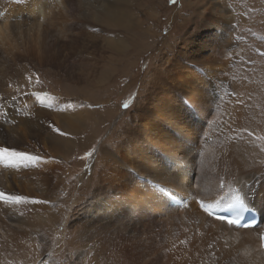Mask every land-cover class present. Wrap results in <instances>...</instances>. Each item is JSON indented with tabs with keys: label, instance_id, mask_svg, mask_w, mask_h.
Returning <instances> with one entry per match:
<instances>
[{
	"label": "rangeland",
	"instance_id": "374dc122",
	"mask_svg": "<svg viewBox=\"0 0 264 264\" xmlns=\"http://www.w3.org/2000/svg\"><path fill=\"white\" fill-rule=\"evenodd\" d=\"M14 1L18 2V0ZM79 1L62 0L61 4H56L55 0L53 5L48 0H44V4H47L46 18L40 16L39 19L38 16L33 15L36 19L27 21L29 23H26V26H20L24 20H16L17 15H14L11 21L15 23L14 27L8 29L9 35L4 38L0 35V147H8L42 158L35 164L14 166L17 181L11 175L13 172L10 173L12 170H8L11 167L3 169L9 172L2 173L9 174L4 178L2 188L13 196L16 194L36 196L37 201L41 196L46 198V201L42 199L46 203H41L45 207L36 208L33 212V222L36 228L50 232L45 238L48 244L43 245L41 251L48 255L52 263L54 256L63 250L62 264H65L67 251L74 252L75 248L67 243L69 246L64 250L65 244L62 241L64 236L60 234L61 228L57 227L60 219H56V216L62 217L68 214L70 227H78L77 219L74 218L77 215L76 208L95 200L98 194L94 190V183L103 176V173L101 175L99 172H104V176L109 178L112 172L108 170L114 167L110 157L105 154L104 157L103 154L101 156L99 149L102 147L103 150L110 152L118 147L117 150L122 154L125 148L131 149L134 145L143 147L141 139L135 140L127 132L130 130L126 128L127 123H135L130 128L149 126L152 117L148 108L156 112L160 108L158 104H164L166 100L171 104L170 108L173 111V88L176 85L178 91H181L180 88L186 89L185 85L180 87V80L185 79L188 85L193 80L192 76L200 79L204 77L209 83L213 73L219 72L215 67L220 65V60L230 59L232 62L230 76L220 77L219 82L223 90L214 88V91L217 92L218 97L224 94L222 103L228 99L232 100L234 96L233 100L239 98L245 102L247 114L243 121L247 123L246 127L252 128L254 124L264 123V55H260L257 51L261 49L260 51L264 52V0H196V2L176 0L175 4L170 3L169 0H122L123 7L128 11V18L121 25L112 26L96 22L92 13L100 6L112 4L113 0H83L82 5ZM105 1L108 3L106 4ZM112 5L115 7V4ZM57 12L60 13L54 14ZM16 23L19 26H16ZM229 41L232 46L226 49L223 43ZM30 42H34L35 45ZM110 43L113 45L112 48L109 46ZM148 45L151 47L149 48ZM117 46L119 52L116 51ZM222 50H226V56H222L220 53ZM147 53L150 55L144 58L143 55ZM210 64L214 67L212 68ZM194 85L196 83L191 86ZM200 85L204 93L207 90V83ZM82 87L85 89L82 90ZM125 102L129 104L127 109L123 107ZM219 105L221 114L224 109L221 103ZM183 110L184 113H189L187 109ZM164 111L165 108L162 112ZM54 113H56L55 118L63 119L60 120L62 123L80 121L78 129L72 130L73 132L61 130L56 125ZM77 113L79 115H76ZM219 113L218 109L214 111L212 109L207 116L202 114L203 123H207V126L208 123H213L217 116L214 114ZM79 116L82 119L79 118L78 121L76 117ZM165 119L166 132L175 134V129L168 123L169 121L174 123V120ZM91 123H98L99 132L95 131V128L92 131L88 127ZM205 124L201 129L206 128ZM54 129H58L59 132ZM215 130L216 128H213L211 133L216 132ZM6 131L11 134L7 139L4 137ZM127 134L130 137L124 142L125 148L115 144ZM210 135L206 138L209 142L213 141V135ZM11 140L17 145L13 146ZM221 141L222 138L215 143ZM148 142L146 143L149 145ZM112 147L113 150L110 149ZM88 153L91 155H87ZM151 154L154 153L149 149L148 155ZM107 164L111 167L107 168ZM202 169L203 174L209 176L204 165ZM29 172L37 174L30 176ZM107 173H109L108 177ZM38 175L44 177V180L47 176V187L38 183ZM26 177L32 178L30 185L23 183L24 181L27 183ZM258 212L261 215V211ZM88 244L87 246L92 245L90 242ZM34 248L32 241L25 242L15 254L16 263L31 264L39 254ZM96 250L94 255L89 254L86 261L79 264L120 262L114 254H108L102 248ZM207 262L214 264L210 259Z\"/></svg>",
	"mask_w": 264,
	"mask_h": 264
},
{
	"label": "bare ground",
	"instance_id": "6f19581e",
	"mask_svg": "<svg viewBox=\"0 0 264 264\" xmlns=\"http://www.w3.org/2000/svg\"><path fill=\"white\" fill-rule=\"evenodd\" d=\"M48 1L50 4H53L55 0ZM80 1L81 5L84 4L83 0ZM61 3L62 0H56V4ZM88 3L85 4L88 5ZM91 3L93 4V2ZM102 3L101 5L104 4ZM112 4H115V7ZM112 4L109 3L106 6H100L99 9L96 8L95 12L92 13L93 19L96 18V22L106 26L121 25L124 23L128 18V11L123 7L124 3L122 0H113ZM138 4L140 5V3ZM46 5L44 4V0H18V2H13V0H0V12H5L4 16L0 17V35L3 38L9 35L7 31H10L8 30L10 27H14L15 22L11 21L14 15H20V20H24L20 26L29 23L27 22L29 20L36 19L37 16L39 19H41L40 16L43 19L46 18ZM70 9L72 8L70 7ZM227 17L229 18V16ZM17 24L16 26H19ZM53 41L55 40L53 39ZM143 41L145 42V40ZM33 43L30 42L34 46L35 43ZM43 45H46V43ZM111 45L110 43L109 46L111 47ZM119 45L121 44L119 43ZM223 45L227 49V47L232 46V43L230 41L224 42ZM148 47L150 48L151 46L148 45ZM236 48L239 49V47ZM155 49L156 47H154ZM118 50H120L119 47L116 51ZM225 51L222 50L220 52L222 56H226ZM239 52L236 53L240 54ZM148 55L150 53L143 55V57L145 58ZM239 59L242 60L241 58ZM235 61L238 62L237 60ZM231 65L232 62L230 59H226L225 61L220 60V65L215 67V70L219 72L213 73V76L211 74L212 77H210L211 80L209 83L206 82L207 79L204 77L200 79L199 77L192 76L193 80L188 85H186L185 79L180 80V87L185 85L186 89L182 90L180 88L181 91H178L176 85L173 88V111L170 108L171 104L167 100L164 104H158L160 108H157L158 111L156 112L148 105L151 108H148V112L152 117V123L149 126L141 125L139 128H130L135 123H127L126 128L130 129H126L127 132L135 140L141 139L143 141V147L134 145L131 149L125 148L126 145H124V142L130 137L127 134L122 140L115 142V144H120L121 147L125 148L124 153L120 154L119 150H117L118 147L115 151L109 150L110 152H107L106 149L103 150L102 147L99 149L101 156L103 154L104 157L105 154L110 157L111 164H114V167L109 166L112 168V171L107 169L108 172H112V174L110 173L111 177L106 178L104 172H99L101 175L103 173L104 177H100L97 183H94V190L98 196L95 200H91L90 202L88 200V203L86 202L87 205L83 203L82 206L79 205V208H76L75 213L77 215L74 218L77 219V228L70 227L71 222L68 220V214L62 217L56 216V219H60L57 227L61 228L60 234L64 236L62 238L65 244L64 250L69 246L67 243L75 248L74 252H71L72 250L67 251L65 264L85 262L88 255H94L97 252L96 249L99 248H102L108 254H114L115 258L120 261V264H207L209 263L207 262L208 259L214 262V264H264V251L260 246V235L264 234V123L254 124L252 128L246 127L247 123L243 121L247 114L245 102L239 98L233 100L235 98L234 96L232 100L226 97L228 100L222 103L224 94L218 97L217 92L214 91V88L220 91L223 90L219 78L229 75ZM210 66L212 68L214 67L211 64ZM219 67L222 69L217 70L216 68ZM220 72L222 73L219 76ZM245 80L247 81V79ZM194 83L196 85L191 86ZM200 83L204 85L207 83V90L204 93H202ZM161 84L163 83L161 82ZM197 84L200 86L198 87ZM83 89L85 88L82 87ZM220 103L224 109L221 114L219 113V109L221 108ZM164 108L166 111L162 112ZM183 109H187L189 113H184ZM212 109L213 111L214 109H218L219 114H214L217 115L216 119L213 123H208L207 126V123H203L202 114L207 116ZM56 113H54V119H56V125L61 130L66 129L73 132L72 130L79 126V118L81 116L76 117V120L79 121L77 123H71L72 121L70 123H67L68 121L62 123L61 121L63 119L55 118ZM76 115L79 114L77 113ZM185 118H187L186 121H189V123H186ZM164 119L167 121L174 120V123H170V121L168 123L175 129V134L166 132ZM204 124L206 128L201 129V126H204ZM97 126L98 123H91L88 127L92 131L95 128V131L99 132ZM213 128H216V132L211 133ZM210 134L213 135V141L211 142L206 139L211 136ZM216 134L218 135L215 136ZM4 137L6 139L7 137H11L10 132L6 131ZM221 138V142L215 143ZM143 139L151 141L148 142ZM11 142L13 146L17 145L15 141L11 140ZM110 149L113 150V147ZM149 149L154 154L148 155ZM203 165L207 169L209 176L203 174ZM7 167H11V169H8L12 170L10 173L13 172L14 174L15 171L14 166L6 165L3 161L0 162V192L3 191L6 196H13L12 193L4 191L2 188L4 178H7V174H9L2 172H9L3 170L7 169ZM106 167L109 168L108 164ZM103 171H105V168ZM29 173L30 176L37 174L35 172ZM13 174H11L12 177L17 181V177L15 174L13 176ZM25 174L27 176V173ZM141 177L152 180L159 186L178 196L181 200L185 197H189L190 199L181 208L171 207L166 197L146 181H141L139 179ZM31 179L30 177H26L25 180L27 183L25 181L23 183L30 185L29 182L33 181ZM37 181L43 187L48 186L47 176L44 180V177L38 175ZM220 181H223L222 188L219 187ZM90 192L92 193V190ZM234 193H239L250 207L252 206L257 211H261L257 227L252 229H237L228 226L223 222L207 216L196 204V200L200 199L206 202H217L221 207L231 202V196ZM20 196L24 195L21 194ZM24 197L28 198V202H20L17 204L0 202V264H17V256L15 254L27 241H32L33 248L35 247L34 249L39 251V254L37 255L36 253L37 256L31 264H59V262L62 264L64 262L62 259L64 256L63 250L54 256L52 263L49 261L48 255L41 251L43 245L48 244L45 238L50 232L36 228L33 222V212L36 208L45 206L41 203L31 202L32 200L37 201L36 196ZM39 198L38 201H42V199L46 201L44 196ZM73 209L75 210V208ZM68 227L70 230H68ZM89 242L92 243L91 246H87Z\"/></svg>",
	"mask_w": 264,
	"mask_h": 264
},
{
	"label": "snow or ice",
	"instance_id": "6c2138e0",
	"mask_svg": "<svg viewBox=\"0 0 264 264\" xmlns=\"http://www.w3.org/2000/svg\"><path fill=\"white\" fill-rule=\"evenodd\" d=\"M170 3L175 4L176 0H169ZM264 55V54H262ZM129 106L128 102H125L123 104V107L127 109ZM55 131L59 132L58 129H54ZM61 135H64V133H61ZM87 155H91V153H88ZM42 158L36 155H31L29 153L23 152V151H17V150H12L9 149L8 147H0V161H3L6 165H11V166H19L23 165L26 163H32L35 164L39 162ZM0 199H8L12 200L16 203L20 202H28V198L20 195L16 196H11L7 195L5 193L0 192ZM32 203H46L45 201H35L32 200ZM200 206L202 210L209 215H211V209L215 207L214 205H205L202 202L200 203ZM227 209H236L237 212H243L245 210V201L241 197L239 193H234L231 196V203H228L226 205ZM238 221L235 220H229L228 223L234 224L237 223ZM260 239L262 242H264V234H261ZM183 243V241H182Z\"/></svg>",
	"mask_w": 264,
	"mask_h": 264
}]
</instances>
